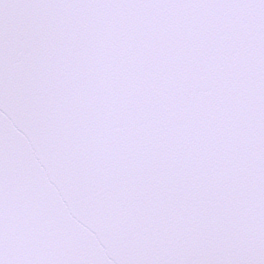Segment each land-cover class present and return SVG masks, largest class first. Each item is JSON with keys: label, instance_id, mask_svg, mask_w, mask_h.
<instances>
[{"label": "snow or ice", "instance_id": "obj_1", "mask_svg": "<svg viewBox=\"0 0 264 264\" xmlns=\"http://www.w3.org/2000/svg\"><path fill=\"white\" fill-rule=\"evenodd\" d=\"M0 264H264V0H0Z\"/></svg>", "mask_w": 264, "mask_h": 264}]
</instances>
